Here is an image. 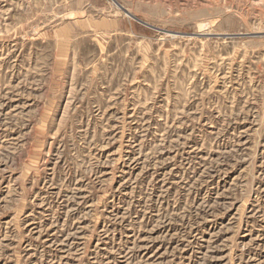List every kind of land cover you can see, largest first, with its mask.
I'll list each match as a JSON object with an SVG mask.
<instances>
[{
    "label": "rangeland",
    "instance_id": "obj_1",
    "mask_svg": "<svg viewBox=\"0 0 264 264\" xmlns=\"http://www.w3.org/2000/svg\"><path fill=\"white\" fill-rule=\"evenodd\" d=\"M0 264H264V0H0Z\"/></svg>",
    "mask_w": 264,
    "mask_h": 264
}]
</instances>
